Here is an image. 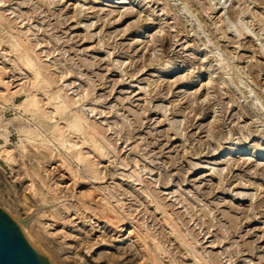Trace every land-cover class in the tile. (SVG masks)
Wrapping results in <instances>:
<instances>
[{
  "label": "rangeland",
  "instance_id": "rangeland-1",
  "mask_svg": "<svg viewBox=\"0 0 264 264\" xmlns=\"http://www.w3.org/2000/svg\"><path fill=\"white\" fill-rule=\"evenodd\" d=\"M0 74V208L54 264H264V0H0Z\"/></svg>",
  "mask_w": 264,
  "mask_h": 264
},
{
  "label": "water",
  "instance_id": "water-1",
  "mask_svg": "<svg viewBox=\"0 0 264 264\" xmlns=\"http://www.w3.org/2000/svg\"><path fill=\"white\" fill-rule=\"evenodd\" d=\"M0 264H54L0 208Z\"/></svg>",
  "mask_w": 264,
  "mask_h": 264
},
{
  "label": "bare ground",
  "instance_id": "bare-ground-1",
  "mask_svg": "<svg viewBox=\"0 0 264 264\" xmlns=\"http://www.w3.org/2000/svg\"><path fill=\"white\" fill-rule=\"evenodd\" d=\"M0 75H1V74H0ZM2 77H4V76H2ZM7 91H8V93H10L9 90H7ZM111 206H112V205H111ZM110 209H111V208H110ZM115 210H116V209H115ZM113 211H114V209H113ZM115 212H116V211H115ZM111 213H112V212H111ZM116 214H117V213H116ZM54 215H55V214H54ZM117 215H118V214H117ZM120 215H121V214H120ZM111 219H112V218H111ZM119 220H120V219H119ZM111 221H112V220H111ZM115 221H117V220H115ZM26 222H27V220H23V221H21V224H22V225H25ZM112 222H114V221H112ZM115 223H116V222H114V224H115ZM117 223H119V222H117ZM117 223H116V224H117ZM112 224H113V223H112ZM116 224H115V225H116ZM117 226H118V225H117ZM118 228H119V227H118ZM118 228H117V229H118ZM132 232H133V231H129L130 234H132ZM45 255H46V254H45ZM46 257L48 258L47 255H46ZM48 259L51 260L50 258H48ZM51 261H52V260H51ZM83 261H84V260H83Z\"/></svg>",
  "mask_w": 264,
  "mask_h": 264
}]
</instances>
